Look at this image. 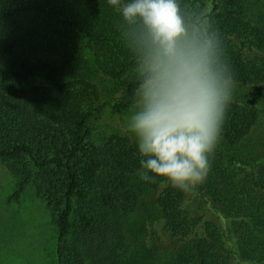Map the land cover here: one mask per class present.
<instances>
[{
	"label": "trees",
	"instance_id": "trees-1",
	"mask_svg": "<svg viewBox=\"0 0 264 264\" xmlns=\"http://www.w3.org/2000/svg\"><path fill=\"white\" fill-rule=\"evenodd\" d=\"M248 1L181 0L185 9L206 10L236 86L202 185L223 207L222 217L187 212L183 193L159 191V178L148 183L159 191L163 233L179 244V262L187 255L188 264H264V167L248 176L234 167L242 164L238 149L260 121L264 101V13L251 15ZM121 26L107 0H0V157L22 176L15 194L28 182L31 165L39 170L34 183L56 214L59 264H137L123 258L113 216L138 203L127 182L140 167L136 142L121 133L89 141L92 124L105 112L132 106L137 78ZM82 40L101 72L130 76L120 100L100 101L97 87L75 75L48 81L35 95L20 91L25 77L11 83L20 71L70 70ZM239 86L249 91L235 94Z\"/></svg>",
	"mask_w": 264,
	"mask_h": 264
},
{
	"label": "clouds",
	"instance_id": "clouds-1",
	"mask_svg": "<svg viewBox=\"0 0 264 264\" xmlns=\"http://www.w3.org/2000/svg\"><path fill=\"white\" fill-rule=\"evenodd\" d=\"M122 18L137 86L123 131L141 157L137 177L186 195L211 169L235 80L204 13L181 0H107Z\"/></svg>",
	"mask_w": 264,
	"mask_h": 264
},
{
	"label": "rangeland",
	"instance_id": "rangeland-1",
	"mask_svg": "<svg viewBox=\"0 0 264 264\" xmlns=\"http://www.w3.org/2000/svg\"><path fill=\"white\" fill-rule=\"evenodd\" d=\"M201 1L204 4L208 3V0ZM248 5H251L254 10L251 15L255 13V17H259V12L264 13V0H250ZM205 12L206 10L203 11ZM77 56L75 65L70 70H51L46 73L20 71L11 83L17 84L25 77L23 84L20 85V91L35 95L46 82L65 81L75 75L97 87L100 101L120 100L124 84L130 76L114 79L101 72L85 40L80 42ZM237 88L235 94L238 92L242 95L249 91L243 86ZM260 107V121L244 145L238 149V152L243 154L241 166H234L237 167V175L244 176L250 172L252 174V171L257 172L259 167H264V101ZM130 109L131 107L120 113L105 112L92 124L89 141L99 143L119 133L135 140L132 135L125 134L123 131L125 117ZM234 156L240 157L238 154ZM227 165L233 168L231 162L230 164L227 162ZM31 168L28 182L19 194H15L22 176L13 173L9 168V161L0 157V264H59L56 214L53 206L48 205L47 201L38 194L34 180L36 181L39 170L32 165ZM127 182L129 188L136 192L138 203L133 210L116 212L113 215L120 225L123 258L126 261H135L137 264H188L187 255L181 262L177 261L179 244L172 240L170 235L163 233L162 212L155 203L161 187L159 191H156L147 182L141 181L136 173L132 174ZM202 185L192 194L183 193V206L187 212L202 215L204 219L219 220L222 217L220 210L223 212V207L219 202L218 207L215 206V201L206 194L207 190L205 187L202 188ZM247 263L254 264L246 260L241 264Z\"/></svg>",
	"mask_w": 264,
	"mask_h": 264
}]
</instances>
